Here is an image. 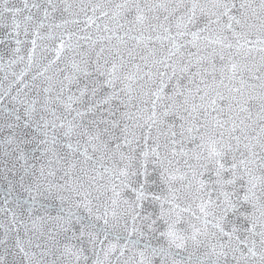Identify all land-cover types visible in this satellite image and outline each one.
Masks as SVG:
<instances>
[{"label": "snow or ice", "instance_id": "obj_1", "mask_svg": "<svg viewBox=\"0 0 264 264\" xmlns=\"http://www.w3.org/2000/svg\"><path fill=\"white\" fill-rule=\"evenodd\" d=\"M0 264H264V0H0Z\"/></svg>", "mask_w": 264, "mask_h": 264}]
</instances>
